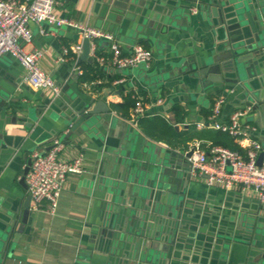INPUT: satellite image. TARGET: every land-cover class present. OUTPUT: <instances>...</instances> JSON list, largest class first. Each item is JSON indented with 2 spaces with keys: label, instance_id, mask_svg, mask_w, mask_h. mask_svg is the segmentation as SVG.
Instances as JSON below:
<instances>
[{
  "label": "crops",
  "instance_id": "1",
  "mask_svg": "<svg viewBox=\"0 0 264 264\" xmlns=\"http://www.w3.org/2000/svg\"><path fill=\"white\" fill-rule=\"evenodd\" d=\"M54 1L56 17L112 36L123 54L141 45L152 59L130 69L95 67L92 57L79 61V31L29 23L24 50L42 52L40 68L60 88L54 97L27 84L16 59L0 58V264H264V205L256 193L208 186L185 157L203 150L190 139L209 130L198 125L207 124L219 96L221 121L251 107L240 124L264 148V56L250 91L200 74L199 62L230 47L212 0ZM94 44L97 55H108L107 39ZM97 101L110 113L71 133L78 112ZM136 101L145 106L137 120ZM56 139L59 158H80L82 173L66 177L53 211L31 201L23 223L26 160Z\"/></svg>",
  "mask_w": 264,
  "mask_h": 264
},
{
  "label": "built area",
  "instance_id": "2",
  "mask_svg": "<svg viewBox=\"0 0 264 264\" xmlns=\"http://www.w3.org/2000/svg\"><path fill=\"white\" fill-rule=\"evenodd\" d=\"M56 2L54 0H0V58L7 54L16 59L25 71V81L32 88L50 91L54 97L60 94V88L54 84L51 77L39 65L42 57L40 50L26 52L24 45L32 40L28 28L29 23H45L49 27H68L79 31L84 39L90 41V57L98 65H107L118 69H130L148 66L152 53L141 45L133 46L129 54H123L115 39L97 29H93L78 22L56 17L53 13ZM105 38L110 42L108 55L101 56L95 52L94 41ZM76 46L75 51L80 52ZM64 55L67 51H63ZM78 74L82 71L78 68ZM225 103L223 96L217 97L212 105L207 124H199L198 128L226 133L240 145L248 143L245 157L223 147H211L208 151L199 150L189 158L190 172L205 177L208 186H223L230 189L243 186L256 193L261 205H264V148L251 140L240 124V119L251 111L250 106L235 110L226 121L220 116ZM134 118L145 114V106L136 101L134 104ZM242 146V145H241ZM62 142L54 140L49 150H35L30 155L31 164L25 176L27 192L32 201V208L38 209L42 203H47L53 211L58 205V198L62 185L69 174L82 173V161L74 158L64 161L59 158ZM263 153L262 162L257 165V158Z\"/></svg>",
  "mask_w": 264,
  "mask_h": 264
},
{
  "label": "water",
  "instance_id": "3",
  "mask_svg": "<svg viewBox=\"0 0 264 264\" xmlns=\"http://www.w3.org/2000/svg\"><path fill=\"white\" fill-rule=\"evenodd\" d=\"M260 0H212L211 13L213 17L218 18L220 26L225 30L230 42L228 53L223 57H211L199 62L200 74L206 75L208 81L213 83H230L239 85L244 90L250 91L259 73H262V60L264 56V26L262 23V10H260ZM118 2L128 0H116L115 5L120 6ZM123 7V6H121ZM126 8V7H125ZM225 59V60H221ZM221 60V61H220ZM79 61H92L90 57V41L84 39L81 45ZM78 61V62H79ZM264 61V60H263ZM258 72V73H257ZM256 97V95L254 94ZM248 99H251L249 96ZM90 105L81 112L71 129V133L78 129L82 123L90 125L99 121V114H109L110 109L104 101H97L91 108ZM83 113H85L83 115ZM83 115V116H82ZM51 148V147H50ZM175 156L174 153L171 154ZM193 151H189L185 157L189 159ZM263 153L257 158V165L262 162ZM31 164L30 158L26 160L23 168L22 177L19 183L25 185V176ZM190 167V165H188ZM166 173V171H163ZM158 178V174L155 175ZM160 183L157 186L160 187ZM161 188V187H160ZM31 198L28 196L24 202L25 211H23L22 222H26L29 215ZM22 228L18 230L21 233ZM17 239V237H16Z\"/></svg>",
  "mask_w": 264,
  "mask_h": 264
},
{
  "label": "trees",
  "instance_id": "4",
  "mask_svg": "<svg viewBox=\"0 0 264 264\" xmlns=\"http://www.w3.org/2000/svg\"><path fill=\"white\" fill-rule=\"evenodd\" d=\"M95 67L99 65L93 61ZM82 80H85V73H82ZM128 107L131 106V103L127 104ZM190 140H199L202 142L201 147L203 150L208 151L211 147H223L229 149L233 152H237L243 157H245L248 148L241 146L238 142L235 141L234 138L229 136L226 133H222L220 131H215L209 129L206 133L198 134L192 137Z\"/></svg>",
  "mask_w": 264,
  "mask_h": 264
}]
</instances>
